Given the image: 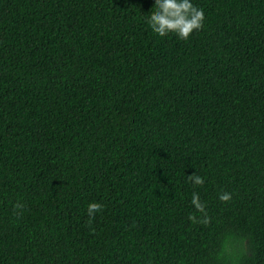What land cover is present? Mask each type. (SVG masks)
I'll return each instance as SVG.
<instances>
[{
	"label": "trees",
	"instance_id": "16d2710c",
	"mask_svg": "<svg viewBox=\"0 0 264 264\" xmlns=\"http://www.w3.org/2000/svg\"><path fill=\"white\" fill-rule=\"evenodd\" d=\"M192 2L0 0V264H264V0Z\"/></svg>",
	"mask_w": 264,
	"mask_h": 264
},
{
	"label": "clouds",
	"instance_id": "9594fccd",
	"mask_svg": "<svg viewBox=\"0 0 264 264\" xmlns=\"http://www.w3.org/2000/svg\"><path fill=\"white\" fill-rule=\"evenodd\" d=\"M153 8L154 14L147 18L146 23L151 32L159 37L175 35L179 40L187 41L194 32L201 30L204 26V10L197 7L192 0H154ZM189 180L194 186H203L205 183V178L196 173L190 175ZM231 198V193L219 194L221 202H228ZM191 205L195 213L204 215L201 222L207 223L206 205L201 201L198 192L192 193ZM102 213L103 208L100 205L88 206L87 216L90 222L95 221L97 215ZM197 219L195 214L189 215L190 221L196 222Z\"/></svg>",
	"mask_w": 264,
	"mask_h": 264
}]
</instances>
